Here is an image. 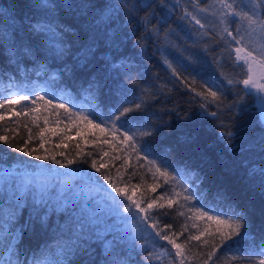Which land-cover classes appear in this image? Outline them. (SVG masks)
<instances>
[{
  "label": "trees",
  "instance_id": "16d2710c",
  "mask_svg": "<svg viewBox=\"0 0 264 264\" xmlns=\"http://www.w3.org/2000/svg\"><path fill=\"white\" fill-rule=\"evenodd\" d=\"M50 2L64 4L68 0ZM71 2L111 7L103 14L100 7L53 9L48 18L63 31H57L55 38H50L37 35L30 28L43 18L41 12L31 7L33 0H0V43L15 33L17 43L31 48L29 55L15 58H9L8 52L0 48V99L9 97L12 91L13 94H44L56 103H65L63 99L68 98L76 104L74 111L81 107L86 111L94 108L101 117L98 123L108 119L120 100L140 103V111L133 115L141 122L134 121L127 126L152 132L151 136L139 140L143 149L140 155L170 165L168 170L173 175L179 173L184 186L198 197V203L192 202L196 207L203 205L217 212L232 210L245 217L248 239L241 243L239 251L235 247L229 251L226 247L208 264H250L246 259L249 256L251 262L258 264L259 259H264L259 255L264 244V175H261L264 111L254 90L246 95L242 84L228 83L229 79L243 78V74L233 63L235 53L230 56L227 46L216 34L223 26L211 12L219 6L213 8L212 0H201L200 6L208 9L201 12L194 7L195 0ZM185 10L196 15L206 28L201 29L191 17H185ZM213 23L215 31L210 26ZM205 31L209 34L203 35ZM188 65L191 67L185 71ZM172 68L179 76L173 74ZM193 76L197 83L189 86L185 78L190 82ZM202 83L218 91L221 100L205 101L191 90L195 87L201 91ZM202 104L207 106L201 107ZM31 107L34 106L28 101L16 105L15 111L22 113L19 117L13 116L7 107L0 109L6 116L0 122V132L10 128V135L23 143L29 135L27 125L33 135L28 147L38 148L36 154H45L47 149L48 154L66 163L59 153L72 159L82 150V155L91 154L89 163L91 159H96L98 164L108 163L105 171L114 182L121 186L140 185L138 197L141 193L145 198L157 197L165 192L166 186L157 188L155 193L148 191L154 179L147 172V161L138 159L118 141L112 142L115 151L107 144L92 143L95 137L91 135L86 136L89 143L85 144L72 128L68 132L70 138L49 136L44 147L39 148V128L31 122L33 114L28 111ZM212 112L217 116H212ZM42 115L48 116L49 126H55L57 121L60 127L69 123L63 110L49 108ZM38 123L44 126L42 118ZM226 129L233 132L231 145L222 135ZM103 152H109V156H103ZM116 156L120 159H115ZM155 182L163 183L162 180ZM28 183L46 190L55 188L51 197L45 195L47 207L38 197L25 192ZM111 197L120 200L88 164L76 163L63 168L0 143V224L15 229L17 239L13 244L18 245L20 261L31 264L39 257L48 258L54 264L65 261L67 264H111L115 258L123 264H173L175 249L156 237L152 229L143 224L137 229L132 220L121 218L126 214L113 212ZM13 210L15 217L9 220ZM179 211L185 215H178L176 206L153 211L161 228L172 225L166 232L176 233L177 243H185L190 235L199 234L211 224L196 219L187 208ZM41 217L47 221L46 226L41 224ZM181 232L183 235H179ZM106 246L110 247L107 254ZM187 247L191 251L187 253L190 260L186 264H202L206 256L191 259L193 253L210 250L202 241L195 240L189 241Z\"/></svg>",
  "mask_w": 264,
  "mask_h": 264
},
{
  "label": "snow or ice",
  "instance_id": "6c2138e0",
  "mask_svg": "<svg viewBox=\"0 0 264 264\" xmlns=\"http://www.w3.org/2000/svg\"><path fill=\"white\" fill-rule=\"evenodd\" d=\"M161 3H164V0H161ZM200 4L201 0H195L194 7H197L201 12L208 11L207 8L201 7ZM212 5L213 8H215L216 5L219 6L218 9L211 12V15L217 16L219 24L223 26L216 34L219 36V40L227 46L229 55L231 56V53H235L233 63L243 74V78L229 79L228 83L230 85L242 84L244 90H246V95L249 91L255 90L257 94H261V101L264 102V0H212ZM31 7L43 14L41 20H37L35 24L30 25L32 31L37 35L55 38L57 31L62 32L63 28H60L59 25H54L52 19L48 18L53 9L62 7L72 10L77 8L100 7L101 13L103 14L104 11L110 9L111 6L107 4L103 6H98L96 4L77 5L72 3L71 0H68V2L64 4H53L50 0H33ZM184 16L191 17L195 24L199 25L201 29L206 28V24L202 23L192 12L185 10ZM210 26L215 31L216 25L213 23ZM208 34L207 31L203 33V35ZM0 48H4L8 52L9 58L27 56L31 52L29 46L24 45L22 42L17 43L15 33H13L11 37L4 38V41L0 43ZM57 52H60L59 47H57ZM166 63L169 64V67H172L171 62L166 61ZM190 67L191 65H188L184 70L188 71ZM172 71L174 75L179 76L175 68H172ZM185 82L189 84V86L197 83L195 76L192 77L190 82L185 78ZM200 88L201 91H197L195 87H192L191 90L196 92V95L205 101L219 102L221 100V94L218 91H213L207 84H200ZM24 101H28L34 106L29 108L28 111L33 114L32 124L39 128V148L44 147L46 137L49 136L70 138L68 137V132L72 128H75L76 135L81 136L85 144L89 143L86 136L91 135L95 137V139L91 141L92 143L107 144L115 151L116 149L112 142L118 141L120 145L127 146V149H131L138 159L147 161V172H151L154 179V182L148 186V191L155 193L157 188L166 186L165 192L157 197L145 198L144 193H141L138 197L137 190L140 188V185H129L125 183L121 186L114 182L112 177L105 171L109 167L108 163L98 164L96 159H91L89 163L91 154L82 155V150L77 152V158L72 159L65 157L63 152L59 153L61 157L67 160L66 163L58 160L56 155L48 154L47 149H45V154H36L39 151L38 148L29 149L28 147L33 140V135L32 128H29L27 125H25V127L29 135L23 143L16 141L15 138L10 135L12 132L10 128H5L0 132V143L26 156H35V159L38 161H50L63 168H67L76 163L88 164L90 168L100 174L103 181L106 182L112 192L116 194V197L120 198V200H116L115 197H111V210L117 214H126L121 218L124 220H132L137 229H139L140 224H143L145 228L152 229L155 236L159 237L160 240L167 241V243L175 249L173 264H177V261L178 264H186V261L190 260L187 253L190 252L191 249L187 247V244L191 240L198 242L202 241L203 246H208L210 248L207 252L202 251L193 253L191 259L206 256L202 264H208L214 257H217L218 252L226 247L229 251H231L233 247L239 251L241 243L248 239L249 229L246 225L245 217L241 213L232 210L224 211V209L217 212L214 208L205 209L203 205L196 207L192 202L196 201L198 203V197L189 187L184 186L183 177L179 173L173 175L172 172L168 170L170 165L165 166L164 162L150 160L148 155H140L143 149L139 145V140L143 137L151 136L152 132L148 129L135 130L127 127L134 121L138 123L141 122L138 117L133 115L140 111L142 107L140 103L135 101L125 103V101L120 100L117 102L119 106H114L115 111L108 115L106 121L102 120L100 123H98L97 120L101 119V117L95 112L94 108L86 111L81 107L74 111L73 107L69 106V103H56L52 98L44 94H12L9 97L0 99V109H5L7 107L13 116L19 117L22 113L15 111V106L20 105ZM206 106L207 105L204 104L201 105V107ZM49 108L63 110V112L67 114L69 123L64 125V127H60V121H57L55 126H49L48 116L42 115L44 112H47ZM23 114L27 115L28 113ZM57 114L59 115V113ZM211 115L217 116V113L212 112ZM41 118L44 123L43 127L38 123ZM5 119V113L0 112V122H3ZM222 135L225 136L226 142L231 145L233 142V132L230 129H226ZM101 137H103V139H101ZM108 137H111V139H108ZM63 144L64 140L62 139L61 145ZM61 145H57V147ZM77 148H79V145H77ZM103 156H109V152H103ZM115 159H120V157L116 156ZM261 175H264V169H261ZM88 179L91 181V176H89ZM157 180H162L163 183L155 182ZM177 189H179V191H177ZM97 191L99 192V189ZM25 192L28 195L38 197L40 202L47 207L48 201L45 200V195L51 197L55 193V188L46 190L44 188H36L34 184L28 183L25 185ZM22 198L23 195L19 197V199ZM165 200L166 203H160V201ZM181 200H183L184 203H181ZM125 201L126 203H124ZM174 206L178 209V215H185V213L179 211V209L187 208L189 212L195 214L196 219L207 220L211 222V224L205 227L199 234L190 235L185 243H177V239L174 238L177 234L172 233L169 235L166 232L167 229H171L172 225L165 224L161 228L158 219H155L153 216L154 210L163 209L165 207L172 209ZM63 207L67 210V204H64ZM16 208H19V204L16 205ZM73 210H75V206ZM165 215H167V213H165ZM13 217H15V210L9 213L8 219L12 220ZM40 219L41 224L46 226L47 221L43 217ZM16 222H18V217L16 218ZM193 226L195 227L196 225L194 224ZM81 227L83 228V224H81ZM185 230H187L186 226ZM14 233L15 229L11 225L4 226L0 224V264H29L27 260L20 261L18 258V245L14 246L13 244L17 239ZM179 235H183V232L179 233ZM204 237H210V239H202ZM98 238L104 243L102 237ZM109 252L110 247L106 246V254ZM52 254L51 250H49V255ZM151 255L150 253L149 256L151 257ZM259 255L264 256V244L260 246ZM232 259H235V257H232ZM246 259L249 260L250 264H254V262H251L250 256ZM31 264H54V262L48 258L40 259L37 257ZM64 264H67V262L65 261ZM111 264H123V262L114 258ZM258 264H264V259H259Z\"/></svg>",
  "mask_w": 264,
  "mask_h": 264
},
{
  "label": "bare ground",
  "instance_id": "6f19581e",
  "mask_svg": "<svg viewBox=\"0 0 264 264\" xmlns=\"http://www.w3.org/2000/svg\"><path fill=\"white\" fill-rule=\"evenodd\" d=\"M63 101H64L65 103H69L70 107H71V106H72V107H76V104L73 103V102L71 101V99L69 100L68 98H66V99H63Z\"/></svg>",
  "mask_w": 264,
  "mask_h": 264
},
{
  "label": "rangeland",
  "instance_id": "374dc122",
  "mask_svg": "<svg viewBox=\"0 0 264 264\" xmlns=\"http://www.w3.org/2000/svg\"><path fill=\"white\" fill-rule=\"evenodd\" d=\"M258 98H259V105H261V108H262L263 105H262V101H261V95H259Z\"/></svg>",
  "mask_w": 264,
  "mask_h": 264
},
{
  "label": "water",
  "instance_id": "95a60500",
  "mask_svg": "<svg viewBox=\"0 0 264 264\" xmlns=\"http://www.w3.org/2000/svg\"><path fill=\"white\" fill-rule=\"evenodd\" d=\"M263 105H264V102H263Z\"/></svg>",
  "mask_w": 264,
  "mask_h": 264
}]
</instances>
